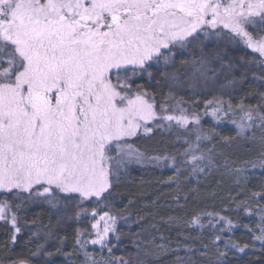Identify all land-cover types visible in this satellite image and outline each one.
<instances>
[{
  "label": "snow or ice",
  "instance_id": "1",
  "mask_svg": "<svg viewBox=\"0 0 264 264\" xmlns=\"http://www.w3.org/2000/svg\"><path fill=\"white\" fill-rule=\"evenodd\" d=\"M210 44L211 59L203 55ZM240 45L258 54L249 62L256 68L252 81L264 88V0H0V223L10 241L15 244L23 235L18 213L25 196L43 198L58 212L75 204L68 219L91 220L90 232H75L83 264H128L112 257L113 239L119 243L116 216L97 208L111 202L126 163L145 159L128 143L141 129L145 134L155 129L180 146L147 158L172 171L164 183L175 189L177 210L215 174L236 176L240 183L244 169L227 152L237 139L258 148L264 168V91L256 105L241 101L234 108L222 98L205 101L204 115L230 120L236 129L234 137L217 140L215 129L205 131L200 116L192 111L190 117L183 97L171 92L181 83L176 72L170 74L169 96L158 111L133 88L137 77H152L150 69L168 76L160 66H173L177 50H200L189 78L206 86L232 71L228 51ZM234 83L226 78L222 87ZM246 164L257 167L254 161ZM249 200H264V180L245 200L232 197L233 211L244 208L251 215ZM85 202L96 207L89 213ZM260 211L255 230L243 225L250 242L224 239L238 225L229 216L204 211L168 218L178 229L174 246L155 244L154 238L145 243L172 253L175 264H240L257 242L264 251ZM36 236L33 232L29 240ZM89 243L108 258L96 259ZM30 255L48 264L52 253L38 245Z\"/></svg>",
  "mask_w": 264,
  "mask_h": 264
},
{
  "label": "trees",
  "instance_id": "2",
  "mask_svg": "<svg viewBox=\"0 0 264 264\" xmlns=\"http://www.w3.org/2000/svg\"><path fill=\"white\" fill-rule=\"evenodd\" d=\"M232 51L239 53L242 60H246L244 63L246 69L232 70L228 73L227 80L235 81L231 86L222 87L226 85V78L220 79V77L215 81L210 80L206 86L195 83L189 78L191 65L193 61L199 60L202 53L200 50H177L173 66L166 70L163 65L160 66L162 71H167L168 76L162 75L153 68L152 77L147 75L137 77L133 88H139L142 94L148 95L156 107H159L169 96L170 74L176 72L181 83L171 87V92L177 99L183 97L184 107L189 108V112L195 111L200 116L201 127L205 131L214 128L217 140L225 136L234 137L236 129L230 120L217 122L211 114L204 115L205 101L215 103L222 98L225 103L231 102L234 108L241 101L246 105H256L260 102L259 94L264 88L253 83L252 67L254 66L248 63L254 58L259 59L258 54L243 45L234 46ZM232 54L228 52V57L231 58ZM203 55L211 59L213 55L211 44L204 49ZM245 75L247 79L242 78ZM193 101H197L199 106ZM211 111L212 109L209 108L208 112ZM128 143L132 149L143 153L145 158L164 153L170 154L174 148L180 147L173 143L172 137L155 129L148 134L138 133L137 136L129 138ZM227 152L230 159L235 162V166L244 169L239 177L240 183H236V176L215 174L202 182L199 195L195 199L189 197L187 203L181 200L184 206L179 210L172 201L175 194L174 187L164 183L172 175L171 170L161 169L152 164L128 162L119 177V182L114 185L111 202H102L101 207L97 208L101 214L103 211H109L117 219L115 227L118 229L116 235L119 236V243L113 239L112 257L122 258L128 264H175V256L172 253L164 254L154 245L145 242L154 238L155 244L174 246L178 229L166 221L170 216L186 217L193 212L207 211L229 216L238 227L232 233L226 234L224 239L231 237L241 243L250 242L251 235L245 231L243 225L255 230V226L260 223V210L264 209V200H249L248 207L252 213L249 215L244 208L238 212L233 211L231 198L245 200L251 192L259 190V184L264 180V168L259 166L258 148L249 149L247 142L242 139L233 141V146L227 149ZM247 161L256 162L257 167L253 169L251 164H246ZM193 186L194 184L187 185L188 188ZM103 203H109V206L104 208ZM83 207L87 211H92L96 205L85 202ZM75 211V204H70L66 210L58 212L44 201L30 200L25 196L23 209L18 213L23 235L17 238L15 244L9 239L7 227L0 223V264L20 262L38 264V258L30 255L38 245H44V250L52 253L47 257L48 264H83V254L75 247V232L77 229L89 232V218H82L79 222L69 220L68 216ZM33 232L37 233V236L30 241ZM196 234L192 233V235ZM204 239L207 241L208 238L205 236ZM87 247L96 259L108 258L107 252L101 253L98 245L93 246L89 243ZM40 259L42 264V258ZM240 264H264V251H261L259 242L256 243L255 248H250L241 256Z\"/></svg>",
  "mask_w": 264,
  "mask_h": 264
},
{
  "label": "rangeland",
  "instance_id": "3",
  "mask_svg": "<svg viewBox=\"0 0 264 264\" xmlns=\"http://www.w3.org/2000/svg\"><path fill=\"white\" fill-rule=\"evenodd\" d=\"M234 49V47H232L231 49H229V51L228 52H232L233 54H232V57H231V60L233 61V63H234V68L232 69V70H244V69H246V67H245V65H244V63H245V61L246 60H242V57L239 55V53H234L232 50ZM230 58V57H229ZM248 62V61H247ZM249 63V62H248ZM250 64V63H249ZM248 64V65H249ZM210 66H212V67H215V68H219V64L218 63H212ZM254 66V65H253ZM255 66L254 67H252V69L254 70V71H256L255 69ZM251 69V70H252ZM150 71L152 72V69H150ZM145 75H147V74H145ZM144 75V76H145ZM148 76V75H147ZM228 76V73H224V74H221L220 75V79H222V78H226ZM146 98L149 100V102L150 103H153L152 102V100L150 99V97L148 96V95H146ZM170 103H173L174 104V102L175 101H169ZM159 110V107H157V111ZM189 114V116L191 117V112H189L188 113ZM139 133H143V129H141L140 130V132ZM129 139V138H128ZM128 162H134V163H137V164H152L147 158H145V159H142V160H140L139 162H137L136 160H130V161H128ZM127 162V163H128ZM126 163V164H127ZM122 171H124V168H123V170ZM122 173V172H121ZM38 200H41V201H44V202H46L47 203V201L45 200V199H43V198H40V199H38ZM62 203H63V201H62ZM48 204V203H47ZM49 205V204H48ZM89 213L91 212V211H88ZM98 218V217H97ZM88 223H89V225H90V223H91V220H90V218L88 219ZM88 230H89V232L91 231V229H90V227L88 228ZM18 264H20V263H18ZM23 264H27V263H23Z\"/></svg>",
  "mask_w": 264,
  "mask_h": 264
}]
</instances>
